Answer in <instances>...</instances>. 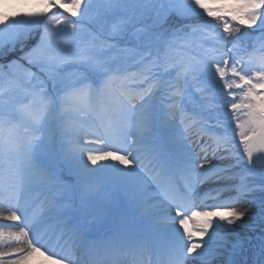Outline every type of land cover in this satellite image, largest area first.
Returning <instances> with one entry per match:
<instances>
[{
    "label": "snow or ice",
    "instance_id": "6c2138e0",
    "mask_svg": "<svg viewBox=\"0 0 264 264\" xmlns=\"http://www.w3.org/2000/svg\"><path fill=\"white\" fill-rule=\"evenodd\" d=\"M173 17L192 23L168 26ZM248 39L262 55H235ZM17 51L0 64L8 78L0 87V264H83L76 241L86 222L75 214V192L35 165L40 155L122 194L124 210L110 207L109 219L123 247L146 249L164 234L175 241L168 264H264V196L247 200L259 207L255 218L237 207L256 190L247 177L259 175L264 193V0H24L0 11V57ZM123 54L135 71L118 64ZM190 75L199 81L198 111L177 132L169 118L177 105L161 117L151 100L161 90L172 101L190 96ZM12 91L27 102L14 104ZM93 116L100 128L89 131ZM57 122L58 142L45 135ZM157 133L171 151L148 147ZM25 161L47 186L31 198ZM94 190L83 185L81 203Z\"/></svg>",
    "mask_w": 264,
    "mask_h": 264
},
{
    "label": "rangeland",
    "instance_id": "374dc122",
    "mask_svg": "<svg viewBox=\"0 0 264 264\" xmlns=\"http://www.w3.org/2000/svg\"><path fill=\"white\" fill-rule=\"evenodd\" d=\"M94 4L96 3H100V0H93ZM24 3V0H0V11L3 10H8V11H14V10H19V6H22ZM210 19V18H209ZM181 23H192V21H181L176 17H173L169 20L168 22V26H172V25H179ZM251 36L255 37V35H257L256 33H250ZM121 46H131V45H126L125 42L121 41ZM210 45H205V47H208ZM253 48L257 49L256 52V56L259 57L260 55H262V53H260L258 51L259 49V42L255 41V39H248L242 42L241 48L238 50V52L235 53V55L237 56H242L247 58L248 55H250L253 51ZM18 57V56H17ZM16 58V57H15ZM14 59V58H13ZM8 61L4 62V63H0V64H7ZM118 64L121 67L124 68H129V70L135 71V68H131L130 65L132 64V61L130 59L127 58L126 54H123L120 58V60L118 61ZM174 77H175V73H172L171 75L165 77L166 80H168L169 82H173L174 81ZM7 80L8 78L5 76V74L3 72H0V87H7ZM199 81L195 78H193V76H189L188 77V87H189V92H190V96H185L182 100L177 99L175 101L169 100V104L171 103H177L180 106H184L186 109H188L187 111L194 113L195 111H198V104H199V97H200V93L197 91V87H198ZM9 95L13 98V103H26L27 101L24 98V93L22 91H12L9 93ZM163 95V90H161L160 92H157L152 100L151 103L154 105H157L159 103H161L164 99L162 97ZM166 99V97H165ZM172 115H170V119L171 121H176L174 118V110H172ZM127 114V113H126ZM139 117L137 116L136 119H138ZM225 118H227V116L225 115ZM96 122V118L95 116H93L92 119H90L89 121H87V125H88V130L89 131H93V124ZM211 124H215L216 120L215 117H213V119L209 120L208 123ZM59 122H57L54 126H51V128H49L48 125H45V135L46 136H54L55 140L58 142V137H56V133H57V124ZM133 123H135V120L133 121ZM234 126V124H231ZM21 134H23V125L21 126ZM26 139V137H25ZM238 139V138H237ZM139 147H141V145H138ZM57 147H59V144L57 143ZM196 150V154H199V146L195 149ZM195 154V153H194ZM35 165H43L45 167H47L49 169V171H54L57 178L60 179V181L65 184L67 186L68 191L71 192H75V207H76V215L78 217H83L85 219V217L87 218H91L94 217L96 219L95 223L100 224L101 226L107 222V220H109V208H119L121 210H124L125 208V204L123 201V197L122 194L116 190L115 188L108 186L104 183H100L96 180V176L97 174H92L93 177L90 178H78L75 173L70 169L69 165L61 158V157H56V158H48L46 156L40 155L38 156L35 161H34ZM213 163L216 164L217 166H225L227 164L230 163V161H225L224 159H215L213 160ZM31 168H33V165L27 164V161H25V163L23 164V170L28 169V171H31ZM35 168V167H34ZM260 170V165L257 164L256 166V171L257 173ZM250 177V186L254 187L256 190L253 191L252 193L249 194L248 199L247 200H251V199H255L257 202V205L259 204L260 198L262 196H264V193H261L259 190V186L261 184V178L259 175L256 176H249ZM34 185L37 183V176L35 174L34 177ZM223 181L217 182L218 185L223 184ZM85 184H93L95 190L89 195V197L87 198V200L83 203H81L80 200V191L83 187V185ZM39 189V188H38ZM242 206V207H239ZM246 204H239L237 205V207H239L241 210L245 209ZM259 208V207H258ZM5 223H9V222H5ZM95 225V224H94ZM96 226V225H95ZM236 232L240 233L241 235H245L248 234V229L247 228H237ZM86 234V236L88 235V233H86L85 231L83 232V236ZM257 236L259 235V229L256 231L255 233ZM164 236V234H162ZM90 239V238H89ZM91 240V239H90ZM110 242H112L110 244ZM92 246L94 247V245L92 244ZM104 247V249H103ZM126 247H122L120 244L117 243L116 239H107L106 242H103L100 248V251L106 254H111L117 251H125V249H123ZM140 248V247H139ZM102 249V250H101ZM129 249V248H128ZM148 250L150 251H146L141 250V252H143L142 254L144 256L148 257V262L149 264L152 263L153 259H155L153 256H155L157 254L156 252V247L151 244L149 245V247H147ZM87 251V247L86 246H79L78 248V252L81 255V257H85V252ZM110 251H114V252H110ZM141 255V253H139V256ZM158 256V255H157ZM153 258V259H152ZM164 259V258H161ZM242 259H246V257H243ZM156 264H159L156 262ZM189 264H191V261H189ZM214 264H216V262H214Z\"/></svg>",
    "mask_w": 264,
    "mask_h": 264
},
{
    "label": "bare ground",
    "instance_id": "6f19581e",
    "mask_svg": "<svg viewBox=\"0 0 264 264\" xmlns=\"http://www.w3.org/2000/svg\"><path fill=\"white\" fill-rule=\"evenodd\" d=\"M166 96H167V92L165 90H163L162 97L164 100L158 104V107L161 110L160 111L161 117L168 115L167 106L169 105L170 102L168 99H165ZM175 104L177 105V107L174 109V115L173 116H174L176 121L175 122L172 121V123L174 125V130L179 132L181 129L184 128L183 117L186 114L192 115L193 113L187 111L188 109H186L184 106L182 107V106L178 105L176 102H175ZM126 115L127 114L125 113V116ZM170 115H172V113ZM225 115L227 116V114H225ZM100 124H101V120L96 119V122L93 124V131L96 130L97 128H100ZM209 124H211V122ZM57 126H58L57 133L55 135H56V137H58V141H59L60 140L59 123L57 124ZM232 127H234V126L230 124V126H229V132L230 133H231ZM101 131H102V129H101ZM149 139H150V143L148 144V147H154V148H157V149H160L163 151H171V145L168 144L166 135H164L162 133H157L156 135L151 136ZM198 139H199L198 137L190 135L188 140L186 141V143H187L188 147L191 149L192 153H195V154H196L195 149L198 147V143H197ZM92 147L98 148V147H102V146L93 145ZM141 147H144V146L141 145ZM140 155H141L142 159H144V163L147 164L148 161H147L146 154L144 152H141ZM219 155H223V153H221ZM225 161H228V160H225ZM27 164L30 165L28 162H27ZM23 172H24L26 184L31 185V189H32L31 191L26 192V196L31 198L32 196L36 195L38 191L44 192L47 190V186L41 183V178L37 172V169L34 168V166H33V168H31V171L30 170L28 171V169H26V170H23ZM35 174L37 176V183L34 185L33 180H34ZM90 177H93V175L91 174ZM90 177H88V178H90ZM58 180H59L61 185H65L60 181V179H58ZM247 182L250 183V177H247ZM59 190L63 191L64 189L61 188ZM152 193L154 194V189L152 190ZM239 204H244V205L246 204L245 209H249L251 211L253 218H255L256 214L259 212L258 206L250 208V205L248 204V202H246V200L241 201ZM239 207H242V206H239ZM4 215H7L6 211L4 212ZM79 218L82 221L86 222V226L82 231L83 232L85 231L86 233H88L87 236H86V234L84 236L82 234V236L77 238V241H76L79 246H86L87 247V251L85 252V257L82 258L83 264H89V262H93V264H106V262L104 261L105 258L103 256H99V254H97V253H98V251H100L102 243L106 242L107 239H113V238L116 239L115 234L111 229L110 219L107 220V222L101 226L100 224L95 223L96 219L94 217H91V218L85 217V219L83 217H79ZM246 221H247V218H246ZM57 223L58 222L54 219L52 221V227L55 228L57 226ZM13 230H15V229H13ZM66 238L69 241H71V239H72V237L70 235ZM132 239L135 241H138L140 239V237L139 236H133ZM117 243L120 244L119 241H117ZM174 243H175V241L166 235L163 236L162 234H153L151 237V241L147 247H149V245L153 244L157 249L156 252L158 255L157 256L158 261L162 262L163 260L161 258H165L166 262H162V263L168 264V260L170 259V255H171L170 250H171V247L173 246ZM92 244L94 245L95 248L92 246ZM5 250H7V249H5ZM136 250L141 251L144 249L136 247ZM145 250L150 251L147 248ZM97 257H101L102 262H99ZM242 258L243 257H240L239 259H242ZM120 260L123 261L122 258ZM123 264H128V263L126 261H123Z\"/></svg>",
    "mask_w": 264,
    "mask_h": 264
},
{
    "label": "trees",
    "instance_id": "16d2710c",
    "mask_svg": "<svg viewBox=\"0 0 264 264\" xmlns=\"http://www.w3.org/2000/svg\"><path fill=\"white\" fill-rule=\"evenodd\" d=\"M20 53L17 51V52H14V53H9L8 55L6 56H3V57H0V63H4L6 61H9L17 56H19Z\"/></svg>",
    "mask_w": 264,
    "mask_h": 264
}]
</instances>
